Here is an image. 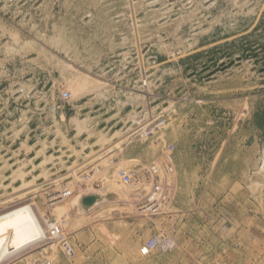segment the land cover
Wrapping results in <instances>:
<instances>
[{
	"label": "rangeland",
	"instance_id": "rangeland-1",
	"mask_svg": "<svg viewBox=\"0 0 264 264\" xmlns=\"http://www.w3.org/2000/svg\"><path fill=\"white\" fill-rule=\"evenodd\" d=\"M49 262L264 264V0H0V264Z\"/></svg>",
	"mask_w": 264,
	"mask_h": 264
},
{
	"label": "built area",
	"instance_id": "built-area-1",
	"mask_svg": "<svg viewBox=\"0 0 264 264\" xmlns=\"http://www.w3.org/2000/svg\"><path fill=\"white\" fill-rule=\"evenodd\" d=\"M70 101V94L66 91L61 92L59 94L58 97V102H56L53 105V113L52 115H46L45 116V123L46 125L49 124V126L53 127L55 126L57 123H61L62 125L65 124V128L64 131L66 132V136L69 137V128H68V113H67V106L68 103ZM31 122V121H29ZM63 128V127H62ZM46 133V131H45ZM44 133V134H45ZM42 134V135H44ZM46 136H48V134H45ZM50 137V136H49ZM47 137V138H49ZM153 199H150V204H152V206H160L163 203L157 202L158 199L155 200L154 197H152ZM43 225H44V230L40 231L39 234H41L36 240H34L31 244L36 243V241L39 242H55L60 250L61 253L65 256V257H74L76 255V249L75 247L72 246V244L66 239L67 237L64 235L61 227L59 225H57L54 221H52L49 217L44 218L43 219ZM4 246L5 249H8V247L10 248L9 250H12L14 252H18L16 256L20 257L21 254L23 253L24 246H18V247H12L11 245H9L8 242H4V244L2 245V247ZM168 244L166 242H164L163 244H159V242L155 239L151 240L148 243V247L153 249H160V250H166L168 248ZM23 247V248H22ZM23 249V250H22ZM15 256V257H16ZM47 264H50L47 263Z\"/></svg>",
	"mask_w": 264,
	"mask_h": 264
},
{
	"label": "water",
	"instance_id": "water-1",
	"mask_svg": "<svg viewBox=\"0 0 264 264\" xmlns=\"http://www.w3.org/2000/svg\"><path fill=\"white\" fill-rule=\"evenodd\" d=\"M95 201H96L95 198H93V197H89V198H86V199L84 200V203H85L86 205H92Z\"/></svg>",
	"mask_w": 264,
	"mask_h": 264
},
{
	"label": "crops",
	"instance_id": "crops-1",
	"mask_svg": "<svg viewBox=\"0 0 264 264\" xmlns=\"http://www.w3.org/2000/svg\"><path fill=\"white\" fill-rule=\"evenodd\" d=\"M56 137H57V136H56ZM72 141H73V140H72ZM43 219H44V218L42 217V221H43ZM50 219H51L52 221H54V219H53L52 217H51Z\"/></svg>",
	"mask_w": 264,
	"mask_h": 264
}]
</instances>
